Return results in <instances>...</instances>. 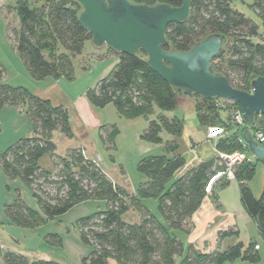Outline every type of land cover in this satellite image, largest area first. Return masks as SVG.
<instances>
[{"label":"trees","instance_id":"trees-1","mask_svg":"<svg viewBox=\"0 0 264 264\" xmlns=\"http://www.w3.org/2000/svg\"><path fill=\"white\" fill-rule=\"evenodd\" d=\"M129 1L146 5L164 3L173 7L182 4V0ZM234 1L192 0L189 18L167 25V44L162 48L185 52L211 34L224 35L229 45L221 57L212 61L211 72L225 76L233 87L249 91L251 80L264 76V43L254 40L259 33L257 24L234 9L231 6ZM251 1L252 9L264 25V0ZM6 10L18 19L17 28H10L8 24L7 31L29 74L36 80L61 76L71 79L73 59L82 53L85 42L91 39L78 21L80 4L76 0H17ZM106 50L114 53L117 61L88 89V99L97 107L112 103L117 113L125 118L144 117L148 124L140 137L150 143L163 144V153L146 155L137 162L136 169L144 179L135 194L130 195L116 185L80 150H70L64 157L53 155V133L58 131L71 136L67 110L53 106L23 86L3 83L1 65L0 111L6 105L23 108L31 121L32 135L19 138L0 152V169L9 179L20 178L50 218L86 200L105 202L104 209L77 221L81 240L91 247L81 258V264H175L177 258L179 264H233L237 258L255 261L258 258L254 248L256 243L251 242L245 250L240 243L210 252L192 244L184 248L178 233L188 231L190 217L207 194L205 187L209 179L225 165L218 155H214L178 174L186 159L174 150L184 120L162 113L153 117L152 113L155 108L174 110L179 105V94L149 67L143 50L138 54L116 52L109 47ZM196 96L199 99L194 100L193 109L197 122L201 126L214 123L225 128L224 137L214 145L216 150L233 152L242 149L250 157L247 147L238 139V132L232 131L231 115L233 110L239 109L238 104L221 99L229 103L222 108L216 102L217 98ZM221 108L228 110V114L221 113ZM202 110L215 114L209 116ZM116 132L112 129L107 134L109 141H113ZM161 133L171 135L172 139L164 141ZM45 155L52 156L51 169L39 165ZM254 159H245L236 166L233 177L238 182L244 210L264 240V184L258 198L247 185L255 172L256 161H259ZM145 199L157 201L158 215L144 204ZM131 207L140 213L138 222L131 223L123 218ZM4 212L19 226L33 227L41 220L19 195L5 205ZM231 235H234L233 229L219 231V237ZM52 237L60 241L57 235ZM0 259L4 264H57L51 260L29 261L20 253L2 248Z\"/></svg>","mask_w":264,"mask_h":264},{"label":"rangeland","instance_id":"rangeland-1","mask_svg":"<svg viewBox=\"0 0 264 264\" xmlns=\"http://www.w3.org/2000/svg\"><path fill=\"white\" fill-rule=\"evenodd\" d=\"M16 1L17 0H0V65L4 69L1 80L8 85L23 86L30 91L34 88V83L37 82V80L26 70L21 57L15 49L14 42L11 40L12 37H9L7 31L8 24L10 28H17L18 26L16 15L13 12L7 13L6 10L8 6H14ZM251 3V0H236L231 6L257 24L259 33L254 40L264 43V25L259 16L252 9ZM226 45L228 47V42ZM102 53H104V51L102 49H96L90 41L85 42L82 53L75 56L73 59V77L71 79H61L65 82L63 85L71 91V94L83 93L87 87L92 85L99 77L107 74L114 62V57L112 55L114 53L106 50L105 53L108 54L105 56L103 55V57H97L98 54ZM177 99L179 105H177L174 110H160L155 108L152 116L155 117L159 113H162L167 116L177 115L180 118H183L184 131L181 134V140L177 142V147L174 151L176 153H181L184 156L186 159L185 164L187 166L190 156H197L199 150L201 151L199 153L204 157L210 155L212 153L211 144L214 146L218 140L224 137L225 133L217 139H207L206 128L217 125L209 123L201 126L202 128L204 127V130L199 127V124L195 120V112L193 109L194 100H198L199 98L196 95L188 97L179 94ZM216 102L218 104L220 103L221 105L219 106L222 108L229 104L226 102L224 103L221 98H217ZM9 106L10 105L4 106V109H1L0 111V152L4 151L19 138L30 134L32 129L31 121L28 116L25 113H18L16 111L21 108ZM222 108L220 109V112L228 114V110ZM102 112L105 121H109L112 123L111 125H115L119 131L114 134L112 142L106 137L101 139L102 146L99 147L100 154H97L98 161L104 169L116 166L121 172H123L125 180L122 182L128 187L129 190L127 189V192L131 195L134 193L133 191L137 186L139 177L140 179H143V176L136 169L137 162L146 155L163 153V144L150 143L140 137L148 124L144 117H122L116 112V109L112 104L106 105ZM202 112L209 114V116L215 114V112L204 110H202ZM222 127L224 128V126ZM161 136L165 141L167 135L161 133ZM193 143H197L199 148L196 146L192 148ZM215 151L219 154L226 155L232 153L218 151L216 148ZM238 151H242L243 154H246L245 150L241 149ZM251 158L254 159V157ZM223 164L226 165L224 162ZM239 164L240 162L233 164L230 169H227L225 166L223 170H218L217 172L222 171L224 174L213 182L206 195L212 199L214 203H221L222 208L225 211L232 213L236 218L238 225L236 226L237 229H233L234 243H240L242 250L247 249L250 242L258 245V247L254 245L258 256L255 261L251 262L237 258L233 264H264V240L259 235L255 222L244 210L240 200L239 185L233 177V169ZM263 184L264 163L256 161L255 172L252 178L247 182V185L255 198L260 197ZM132 188L133 190H131ZM7 194L14 196L18 194L25 204L37 213L41 220H39V222L33 227L0 225V237L2 239L12 243L17 249L23 250L24 252H21L20 254L24 255L29 260L40 259L38 254L40 252H45L49 255L50 260L57 264H81V258L89 253L91 247L81 240L77 221L83 216L104 209L106 207L104 201L86 200L74 205L67 212L50 218L44 214L36 198L33 196L32 191L20 178L16 177L9 179L0 169V214L2 216L4 212L2 208L5 199L4 195ZM146 205H148L152 212L157 213L158 215V212L156 211V200L147 199ZM136 213L137 211L131 207L123 217L133 218ZM190 227L191 226L188 223L187 228L190 229ZM227 229L230 231L232 227H228L226 230ZM226 230H223L222 232ZM54 235H57L60 238L59 242L57 238L52 237ZM218 238H223L222 236L219 237V232L217 233V238L214 239L217 242V246L215 245L216 250L223 246ZM193 246L198 248L196 244ZM200 250L210 252V250L205 251L204 247ZM0 264H4L1 259ZM175 264H179L178 258L176 259Z\"/></svg>","mask_w":264,"mask_h":264},{"label":"water","instance_id":"water-1","mask_svg":"<svg viewBox=\"0 0 264 264\" xmlns=\"http://www.w3.org/2000/svg\"><path fill=\"white\" fill-rule=\"evenodd\" d=\"M81 11L79 23L91 35L97 48L116 52L146 53V62L178 93L188 97L221 98L236 102L246 127L241 138L250 155L264 163V144H258L250 131L256 124L264 129V76L253 78L250 90L233 87L225 76L211 72L212 61L227 49L224 35L214 33L194 44L188 51H166V27L189 18L192 0H182L177 7L164 3L134 4L129 0H76Z\"/></svg>","mask_w":264,"mask_h":264},{"label":"crops","instance_id":"crops-1","mask_svg":"<svg viewBox=\"0 0 264 264\" xmlns=\"http://www.w3.org/2000/svg\"><path fill=\"white\" fill-rule=\"evenodd\" d=\"M100 49H102L104 53L98 54L97 57H103V55L105 56L106 54H108L105 53L106 47ZM112 55L114 57L113 58L114 62L112 63L111 68L114 65V63L117 61V56L115 54ZM105 75H103L102 77H104ZM102 77H99L92 85L87 87V89L83 93H75L74 95L71 94L70 93L71 91L68 90L67 87L63 85V83H65L63 82V80H61L62 78H65L63 76L59 78L47 77L41 80H37V82L34 83L35 85L34 88L31 89L30 92L43 100H48L53 106L64 107L68 112L69 124L71 128V136L67 137L63 133L58 131L53 133L52 141L55 146L53 155L64 157L69 150H80L86 159L92 160L93 162L97 163V165L101 168V170L114 183L123 187L127 191L128 187H126L125 183H123L125 180L124 178L125 175L123 174V172H121V170L118 169L116 166L107 167L108 169H104L103 166L98 161L99 159L97 157V154H100L99 147L102 146L101 139H103L104 137L107 138V134L110 133L112 129H115L117 132L119 131L115 127V125H111L112 123H110L109 121H105V119L103 118L104 116L102 111L103 108L106 107V105L103 107L94 106L87 97L88 89L90 87H93L96 84V82ZM2 109H4V107ZM9 109H13V108H9ZM16 111L18 113H23V114L25 113L23 108L17 109ZM199 127H201L200 124ZM201 129L204 130V127L203 128L201 127ZM31 135H32V129L30 134L26 136H31ZM181 136L177 140V142L181 140ZM171 139L172 136L167 134V138L165 139V141ZM195 146L199 148V145L197 143H193L192 148H194ZM214 147L215 146L211 144L212 153L206 157H204L201 153H199L201 152L200 150L197 152V156L194 157L190 156L189 163L187 164V166L185 164L184 167L180 169L177 173L181 174L182 172L189 169L198 162L209 159L214 155H218L219 153L215 151ZM245 155L248 156L247 154ZM39 165L43 169H51L53 167L52 156L45 155L41 157V159L39 160ZM143 179L142 178L140 179L139 177L137 186L139 185V183L143 181ZM136 188L134 189L133 194H135ZM131 190H133V188ZM17 196L18 194L16 196L10 194L4 195L5 199L2 204L3 211L5 205L12 203ZM143 202L144 204H147V199H145ZM124 219L131 223L138 222L140 220V213L137 211L135 217L133 218L127 217ZM189 224L191 227L190 229H188V231L184 233L182 232L178 233V235L183 241L184 248H186V246L189 244L192 245L196 244L199 249L204 247L205 251L216 250L215 245L217 242L214 239L217 238V233L219 231L226 230V228L228 227H232V229H237L236 226L238 225L237 220L232 213L225 211L222 208L221 203L219 204L214 203V201L209 197H207V195L202 200L199 208L190 217ZM0 225H6V226L15 225L16 227H21L15 224L13 221H11V219L6 216L5 212H3V216L0 214ZM219 240L220 243L223 244V246L220 247V249H224L227 246L234 243L233 235L225 236L223 238H220ZM0 244L2 246L1 247L2 249L11 250L17 253L24 252L21 249H17L12 243H9L7 240L5 241L1 237H0ZM256 247H258L257 244ZM38 256H40V259L37 260H50L49 255L45 252H40ZM29 261H33V260H29Z\"/></svg>","mask_w":264,"mask_h":264},{"label":"built area","instance_id":"built-area-1","mask_svg":"<svg viewBox=\"0 0 264 264\" xmlns=\"http://www.w3.org/2000/svg\"><path fill=\"white\" fill-rule=\"evenodd\" d=\"M226 100V99H225ZM218 105H221L220 103ZM260 118V115H255V124L252 128H250L251 134L254 138V140L258 143V144H264V129H261L257 126L256 122L257 120ZM231 126H232V131L233 132H238L239 135V141L243 144V146H246L245 143L243 142L242 138H241V132L242 130L246 127V124L244 123V120L241 116L240 110L236 109L233 110L232 115H231ZM206 136L207 139L212 140V139H217L218 137L224 135V133H226L225 128H223L222 126H210L208 128H206ZM219 157L223 160V162L226 164L225 166L227 167V169H230L233 164L235 163H241L242 161H244L245 159H250L251 156H246L245 154H243L242 151H238L236 150L235 152H232L228 155L226 154H219ZM222 174H224V172L219 171L215 174H213L211 176V178L209 179V182L207 183L205 190L206 192L209 191V189L211 188L213 182L218 179L220 176H222ZM1 244H0V248H1Z\"/></svg>","mask_w":264,"mask_h":264},{"label":"flooded vegetation","instance_id":"flooded-vegetation-1","mask_svg":"<svg viewBox=\"0 0 264 264\" xmlns=\"http://www.w3.org/2000/svg\"><path fill=\"white\" fill-rule=\"evenodd\" d=\"M260 117H262V116H260Z\"/></svg>","mask_w":264,"mask_h":264}]
</instances>
